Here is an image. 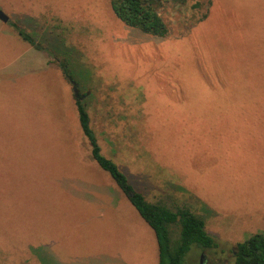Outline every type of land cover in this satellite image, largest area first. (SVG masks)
Wrapping results in <instances>:
<instances>
[{"label": "rangeland", "instance_id": "rangeland-1", "mask_svg": "<svg viewBox=\"0 0 264 264\" xmlns=\"http://www.w3.org/2000/svg\"><path fill=\"white\" fill-rule=\"evenodd\" d=\"M111 1L0 0V264H159L154 231L91 158L61 63L129 183L205 220L219 247L192 246L186 264H233L264 233V0L171 5L166 38Z\"/></svg>", "mask_w": 264, "mask_h": 264}, {"label": "trees", "instance_id": "trees-1", "mask_svg": "<svg viewBox=\"0 0 264 264\" xmlns=\"http://www.w3.org/2000/svg\"><path fill=\"white\" fill-rule=\"evenodd\" d=\"M111 5L117 18L126 26L151 36L166 38L170 31L164 18V11L171 5L185 6L186 0H112ZM207 17L208 13L200 22ZM14 28L25 42L37 50H42L41 44L32 35L22 31L15 24ZM61 68L65 79L72 84L74 91H78L74 95L75 104L83 135L91 147V158L111 176L138 214L154 231L159 251V264H186L187 255L194 245L204 250L217 249L219 245L207 232L205 220L201 216L189 207L172 209L166 204L148 201L142 192L137 191L129 183L120 167L103 154L91 127L89 113L83 103L85 95L79 92V86L69 73L68 65L61 63ZM232 252L233 264H264V233L254 234L237 244Z\"/></svg>", "mask_w": 264, "mask_h": 264}, {"label": "crops", "instance_id": "crops-1", "mask_svg": "<svg viewBox=\"0 0 264 264\" xmlns=\"http://www.w3.org/2000/svg\"><path fill=\"white\" fill-rule=\"evenodd\" d=\"M80 185H81V184H80ZM74 186H76L77 189H79V183H75ZM81 186H82V185H81ZM83 186H84L83 189L88 190L89 192H90V190H92V185L84 184ZM71 188H72V187H70V189H71ZM89 192L84 193L83 196L86 198L87 195L89 194ZM91 194H93V193L91 192ZM114 204H115V203H111L110 205L107 204L106 206H104L105 208L103 209V212H105L106 209H107L109 206L113 207ZM115 211H116V210H115ZM117 212H118V211H117ZM99 217H104L103 213H100V216H99ZM109 217H116V218H117V216L114 215V214L109 215ZM123 224H124V226H126V222H123ZM118 227H119V225L116 226V227H114L113 232H115V231H119V230H118ZM49 253H50V250H48V249L46 250V249H45V250H41L40 252H38V255H42V254L45 255V254H49ZM158 254H159V251H158ZM105 256H106V257H99V258L94 259V260H95V261L102 260V261H103V264H126L125 260H123V258L121 257L122 254H120V255H118V256H113V255H105ZM41 259H42V261H43V258H42V257H41ZM53 260H54V262H53L52 264H60V263H58L56 257H53ZM48 264H51V263H48ZM95 264H99V263L96 262ZM127 264H128V263H127Z\"/></svg>", "mask_w": 264, "mask_h": 264}, {"label": "water", "instance_id": "water-1", "mask_svg": "<svg viewBox=\"0 0 264 264\" xmlns=\"http://www.w3.org/2000/svg\"><path fill=\"white\" fill-rule=\"evenodd\" d=\"M10 20V17L4 12L1 10L0 8V21L3 22V23H8ZM78 93L77 90H75V94ZM203 262V258H202V261Z\"/></svg>", "mask_w": 264, "mask_h": 264}]
</instances>
